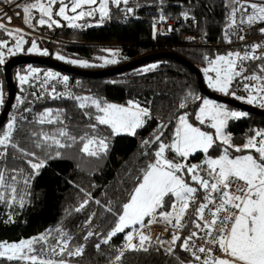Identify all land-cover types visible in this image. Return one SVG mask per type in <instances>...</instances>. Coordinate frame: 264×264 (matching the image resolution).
<instances>
[{
  "label": "snow or ice",
  "instance_id": "obj_1",
  "mask_svg": "<svg viewBox=\"0 0 264 264\" xmlns=\"http://www.w3.org/2000/svg\"><path fill=\"white\" fill-rule=\"evenodd\" d=\"M5 2L11 4L16 0H0V3ZM128 3L129 0H31L23 5L16 3V7L23 11L24 23L28 27H34L33 13L37 12L40 26L62 27L60 20L55 18L60 17L68 22V27L79 28L82 26L76 21L94 17L97 13L104 20L110 17V5L119 9ZM57 5L59 7L54 11ZM225 6L229 9L226 38L241 25L264 24V0H226ZM126 11L131 13L133 9L128 7ZM5 15L0 13V17ZM182 16L185 20L195 19L188 12L182 13ZM7 19L11 23L12 18ZM159 20L163 22L166 18L161 15ZM0 31L6 32L15 41L9 47L7 41L0 40V65H4L6 53L15 56L24 52L23 45L27 41L19 29L7 30L4 23H0ZM168 31L174 29L169 27ZM260 32L264 34V27L260 28ZM156 34L154 25L153 38ZM239 38L243 40L245 37L240 35ZM227 42L231 43V39L228 38ZM261 49H264V42L246 46L243 53L230 51L213 59L205 56L207 67L203 73L208 88L264 108V63L257 65L256 72L245 74V62L264 61ZM26 51L48 55L47 50L38 48L35 40ZM57 59L63 60L64 57L58 55ZM70 62L89 66L87 61ZM104 63L115 64L117 61L104 59ZM157 67L152 64L142 71L151 72ZM40 71L28 66L24 74L17 72L21 93L26 91L25 86L34 87L33 82ZM44 77L38 85L41 89L39 95L35 91L31 93L37 99L43 98L50 80H62L67 85L69 79L55 72H46ZM238 81L242 82L246 96L236 95L234 85ZM48 95L52 99L74 101L88 123L81 133L74 134L65 123L64 110L50 108L31 121L22 113L19 117L12 115L9 118L6 125L0 128V203L9 207L14 204L21 208L24 206L30 181L39 175L49 159L62 156L61 149L80 144L79 151L84 156L99 160L108 154L110 137H135L138 130L154 119L151 108L142 106L138 101L129 100L127 105H118L91 96H78L67 89L57 93L55 86L51 87ZM26 99L24 95H17L15 107L18 111ZM190 101H199L194 113L187 111ZM3 104V92L0 91V106ZM176 109L185 111H178L167 120L160 118L149 138L141 141V155L148 159L133 177L131 190H126L127 199L118 204L109 201L103 205L105 212L115 218L106 233L89 230L83 236L84 244L73 245L74 237L62 227H57L18 242H0V259L22 261L24 264H69L65 257H81L90 238L99 237V242L94 245L99 251L102 245L111 247L112 239L124 234V243L114 249L115 255L110 258L109 264H123L128 252L147 253L155 249L172 255L178 242L180 249L191 257L187 264H264V130H255L245 143L235 145L226 132L228 122L247 113L230 110L191 91L178 102ZM23 112L31 113L32 109L24 108ZM45 125L50 127L46 130ZM169 125L174 127L171 135L166 136ZM204 126L214 132L204 130ZM102 128L107 129L108 135L102 134ZM21 131L26 132V142L38 151L21 146L16 138ZM218 146L220 153L214 157L210 153ZM233 152L243 154L232 155ZM197 153L203 154L204 158L191 163L190 159ZM10 156L27 164L31 173L25 176L23 169L3 166ZM21 183L25 188L19 187ZM80 191L84 192L85 198L73 211L82 212L90 202L101 205V201L93 200L90 192ZM95 215L93 212L89 216L87 225L92 224ZM11 219L9 216V222ZM157 223L165 225V232L171 229L170 239H154L147 231ZM189 226V234L182 236ZM217 252L222 255H217Z\"/></svg>",
  "mask_w": 264,
  "mask_h": 264
},
{
  "label": "trees",
  "instance_id": "obj_2",
  "mask_svg": "<svg viewBox=\"0 0 264 264\" xmlns=\"http://www.w3.org/2000/svg\"><path fill=\"white\" fill-rule=\"evenodd\" d=\"M16 1L21 5L31 2V0ZM225 5L226 0H129L127 6L121 5L119 9L110 5L109 18L101 20L97 13L94 17L79 20L76 22L82 26L79 28H70L67 26V21L57 17L55 18L60 20L63 26L49 28L46 25H38L34 18L32 21L34 27H29L30 29L47 33L57 40L21 33L26 37L27 43L23 45L25 51L18 54H32L27 53L26 50L35 40L38 48L47 50L48 55L45 56L79 68L97 69L122 64L158 51H173L191 61L203 73V69L207 67L205 56L213 59L216 55L231 51L226 46L232 32L226 38L229 9ZM128 7L133 9L131 13L126 11ZM184 12H188L190 17L195 18L196 30L205 36L204 45L180 42L176 35L157 34L153 38V21L156 17L163 15L181 23ZM36 17H39V14H36ZM0 40L7 41L9 47L15 43L13 38L7 36L4 31H0ZM58 55L63 56L64 59H57ZM9 57L11 56L6 53L5 59ZM101 58L115 59L117 63L105 64L104 59ZM73 60L87 61L89 66L71 63L70 61ZM155 61L158 67L151 72L144 73L142 64L101 78L68 74L36 64H20L12 68V80L16 87L14 103L19 91L17 72L26 71L28 66L36 65L40 66L39 69L48 68L67 76L72 85L70 90L75 95L91 96L108 103L115 102L122 105H127L129 100L138 101L142 106L151 108L154 119L148 121L143 129L138 130L135 137L127 135L110 137L108 154L99 160L84 156L79 151L80 144L61 149L62 156L49 159L39 175L30 181L22 208L16 204L9 207L0 203V242H18L21 239L36 237L45 233L46 230L62 227L74 237L73 245H78L85 243L83 236L87 231H99L104 234L110 229L115 218L105 212L103 205L108 204L109 201L118 204L127 199L126 190H131L134 183L133 177L148 159L141 155L143 151L140 147L141 141L149 138L160 118L167 120L178 114V111H185H177L176 105L189 91L205 98L199 90L195 74L186 66L169 58ZM261 63L264 61L249 62V72H256L257 65ZM203 81L207 86L204 73ZM0 91L3 92L5 102L8 88L3 65H0ZM198 104L199 101H190L187 111L194 113ZM2 107L0 106V111ZM29 107L32 109L31 113L23 112L24 108ZM49 108L64 110L65 123L74 134L81 133L88 123L82 110L76 107L74 101L52 99L48 94H44L42 99H37L31 94L27 95L25 103L20 106L18 117L22 113L31 121L33 117ZM243 112L247 115L237 120H230L226 128V132L232 137V143L235 145L245 143L255 130H264V116ZM10 117L9 114L0 128L6 125ZM44 127L47 130L50 126ZM173 127L174 125H169L166 136L171 135ZM102 134L108 135L107 129L102 128ZM25 137L24 131L16 134L21 146L38 151L26 142ZM219 153L218 146L210 154L215 156ZM232 154L241 153L233 152ZM38 155H40L39 152ZM202 157L203 154L197 153L190 161L197 163L202 160ZM3 166L9 169H23L25 176L31 173L27 164L20 160H13L11 156L3 163ZM19 187L25 188L22 183ZM80 189L90 192L93 200L101 201V205L90 202L82 212L73 211L85 198L84 192ZM93 212L96 214L93 222L87 225L86 221ZM9 216L12 218L11 222H9ZM97 242L99 237L90 238L86 242L85 251L81 257H65V259L69 261V264H109L110 258L115 255L114 249L124 243V234L114 237L110 242L111 247L102 245L99 251L94 247ZM190 259V255L183 252L178 243L172 255L165 254L163 250L157 252L155 249L147 253L128 252L123 264H181V262L185 264ZM0 264H24V262H8L0 259Z\"/></svg>",
  "mask_w": 264,
  "mask_h": 264
},
{
  "label": "built area",
  "instance_id": "obj_3",
  "mask_svg": "<svg viewBox=\"0 0 264 264\" xmlns=\"http://www.w3.org/2000/svg\"><path fill=\"white\" fill-rule=\"evenodd\" d=\"M17 3V1H16ZM16 3H0V13H6L5 16L0 17V23H4L7 30H16L19 29L21 33L26 35H32V36H38L42 37L44 39H52L56 41L57 39L55 37H52L51 35L47 33H40L37 31H34L30 29L25 23H24V13L21 10V8L16 7ZM19 13V15H17ZM8 17H11V23L8 22ZM159 17H156L153 21V28L155 25V31L157 34H168V35H176L178 37V40L180 42H189L196 44L198 46L204 45V34L202 32H199L196 30L195 26V20L189 19L185 20L184 18L181 23L176 22L173 19L166 18L165 21L161 22L159 20ZM169 27L174 29V31H168ZM264 27V24H256L254 26L249 27L248 25H241L239 29H234L231 34V43H227L226 46H228L232 52L240 51L243 53L245 51L246 46H250L254 43L264 42V34H261L260 28ZM156 34V35H157ZM240 35H243L245 38L241 40L239 38ZM194 38V39H190ZM260 51H264V49H261ZM247 67V74H251L249 72V62H245ZM40 73L38 74L37 80H35L34 87L29 88L28 86H25L26 91L24 93H21L20 85H19V91L17 95H24L27 97V95H30L32 92H37L38 95L41 91L39 89L38 85L41 80H43L44 73L46 72H55L58 73L52 69H40ZM60 74V73H59ZM64 75L60 74V77H63ZM55 86L57 93H63L67 90H70L72 88V85L68 79L67 85L63 83L62 80H50L48 83V88L45 90L44 94H48V92L51 90V87ZM234 89L236 91V95L238 96H246L247 93L244 91L242 82H237L234 85ZM16 96V93H15ZM15 98V97H14ZM17 104V101L12 104V108L10 109L9 114L16 115L18 117V110L15 107ZM256 107L262 108L256 104H252ZM264 109V108H262ZM191 162V161H190ZM195 163V162H191ZM191 230V227L184 229L182 236H187L189 234V231ZM148 232L153 236L154 239H170L171 236V229L168 232H165V225L163 223H157L150 226L149 229H147ZM179 243V242H178ZM198 244L202 243L201 241H197ZM184 252V251H183ZM189 255V253L185 252ZM217 255H222L221 253L217 252Z\"/></svg>",
  "mask_w": 264,
  "mask_h": 264
},
{
  "label": "water",
  "instance_id": "obj_4",
  "mask_svg": "<svg viewBox=\"0 0 264 264\" xmlns=\"http://www.w3.org/2000/svg\"><path fill=\"white\" fill-rule=\"evenodd\" d=\"M162 58H169L176 60L181 64H183L184 66H186L188 69H190V71L195 74L199 90L205 97L222 102L226 105L233 106L235 108H239L246 112L256 113L258 115L264 116V109L256 107L252 104L251 105L247 104L241 100H237L232 96H225L208 88L203 81L202 70L196 67L191 61L187 60L183 56L173 51H158L124 62L122 64H117L110 67L97 68V69L79 68L76 66L69 65L67 63H63L61 61L53 59L50 56H45V55L17 54L15 56L9 57L6 60L5 64L3 65L8 92L4 105L0 111V126L7 120L12 106V102L14 100L16 87L12 80L11 74H12V68L15 67L16 65L36 64L40 66L51 67L53 69L66 72L68 74H74V75L90 77V78H101L137 67L146 62H150Z\"/></svg>",
  "mask_w": 264,
  "mask_h": 264
},
{
  "label": "rangeland",
  "instance_id": "obj_5",
  "mask_svg": "<svg viewBox=\"0 0 264 264\" xmlns=\"http://www.w3.org/2000/svg\"><path fill=\"white\" fill-rule=\"evenodd\" d=\"M66 2H67V0H66ZM58 7H59V5H57V6H55L54 7V11L56 10V9H58ZM36 14H38L37 12H34L33 13V16H34V18L36 19V20H38L39 19V17H36ZM69 15H72V13H69ZM57 18H60V17H57ZM76 22H78V21H76ZM89 22H91V20H89ZM24 39L26 40V37H24ZM40 49V48H39ZM42 50V49H41ZM232 52V51H231ZM32 54H34V53H32ZM35 54H37V53H35ZM224 54H226V53H224ZM223 55V54H222ZM109 59V58H108ZM152 64H157V61H150V62H147V63H145V64H143L142 65V68H145V67H147V66H150V65H152ZM30 66H32V67H35V68H40V66H36V65H30ZM20 73L21 74H24L25 73V71H20ZM218 93V92H217ZM221 94V93H220ZM205 98H208V97H205ZM208 99H211V98H208ZM211 100H213V99H211ZM214 101H216V100H214ZM217 103H221V104H223V105H225L227 108H229L230 110H233V111H242L241 109H239V108H231V107H229V106H227L226 104H224V103H222V102H219V101H216ZM109 103H114V104H118V103H115V102H109ZM118 105H122V104H118ZM243 112V111H242ZM204 130H206V131H209V132H214V130L213 129H211V128H208V127H205L204 126ZM228 134V133H227ZM241 154H243V153H241ZM241 154H232V155H241ZM212 156H214V155H212ZM215 156H217V155H215ZM214 156V157H215ZM204 157H202V159H203ZM9 243H11V242H9ZM53 259H57L56 257H52ZM185 264H187V261H186V263Z\"/></svg>",
  "mask_w": 264,
  "mask_h": 264
},
{
  "label": "flooded vegetation",
  "instance_id": "obj_6",
  "mask_svg": "<svg viewBox=\"0 0 264 264\" xmlns=\"http://www.w3.org/2000/svg\"><path fill=\"white\" fill-rule=\"evenodd\" d=\"M39 55V54H38Z\"/></svg>",
  "mask_w": 264,
  "mask_h": 264
}]
</instances>
